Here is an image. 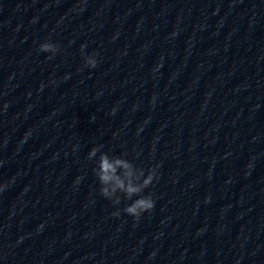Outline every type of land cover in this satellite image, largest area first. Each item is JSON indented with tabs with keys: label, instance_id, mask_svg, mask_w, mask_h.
<instances>
[{
	"label": "water",
	"instance_id": "95a60500",
	"mask_svg": "<svg viewBox=\"0 0 264 264\" xmlns=\"http://www.w3.org/2000/svg\"><path fill=\"white\" fill-rule=\"evenodd\" d=\"M0 185V264H264V0H0Z\"/></svg>",
	"mask_w": 264,
	"mask_h": 264
},
{
	"label": "clouds",
	"instance_id": "9594fccd",
	"mask_svg": "<svg viewBox=\"0 0 264 264\" xmlns=\"http://www.w3.org/2000/svg\"><path fill=\"white\" fill-rule=\"evenodd\" d=\"M84 48L85 46H81V51H84ZM59 51L60 45L51 42L50 39L40 43L37 48L38 53L47 54V59H53ZM96 55V53H92L85 57L84 66L95 69L97 67ZM67 78L66 76L65 79ZM102 148L103 145L93 147L87 158L93 160L97 157V153L101 152ZM158 167L157 165L156 168H149L146 175L142 168L137 169L130 161L119 157L110 158L107 153H101L93 172L100 185V195L114 206L121 203V196L126 200L132 201L131 204L123 209V212L131 217L134 222H138L142 215L151 213L155 207L152 194L144 195V192L158 179ZM251 167L250 163L248 168ZM81 179L83 178L78 177L75 184H79ZM5 187L7 185H0V192L4 191ZM120 215L119 210L112 213L115 218H119Z\"/></svg>",
	"mask_w": 264,
	"mask_h": 264
}]
</instances>
